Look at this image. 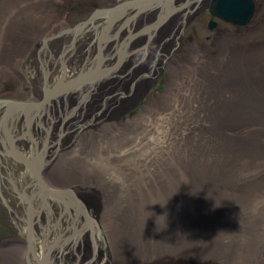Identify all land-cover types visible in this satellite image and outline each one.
<instances>
[{"label": "bare ground", "instance_id": "1", "mask_svg": "<svg viewBox=\"0 0 264 264\" xmlns=\"http://www.w3.org/2000/svg\"><path fill=\"white\" fill-rule=\"evenodd\" d=\"M131 1L116 0L108 7ZM213 2L171 0L167 19L152 28L159 8L126 11L110 26L117 37L103 45V66L127 35L141 33L127 44L117 70L91 88L73 125L57 131L60 117L76 106L82 90L50 100L30 128L37 142L49 132L51 145L44 155L45 162L53 161L41 174L48 190H71L92 220L91 229L74 243L60 244L54 264H264V42L239 47L230 34L214 44L213 54L184 42L188 16ZM59 4L0 0V76L26 65L28 104L42 100L43 90L61 78L67 82L93 65V39L103 20L87 24L73 39V33H62L71 27L58 17ZM258 8L253 25H236L247 26L242 33L264 31V0H258ZM162 71L167 73L164 91L132 117L124 116L142 102ZM1 109L2 104L0 114ZM80 123L88 135L76 129ZM21 125L20 119L12 123L18 133ZM65 136L70 145L51 151ZM18 150L30 157L32 145L25 140ZM18 169L32 208L42 200L31 198L30 176ZM85 190L93 194H82ZM14 203L16 218L24 222ZM46 203L36 211L38 224L46 232L56 225L52 237L62 235L67 213L59 218L61 206L52 199ZM14 223L24 235L25 223Z\"/></svg>", "mask_w": 264, "mask_h": 264}, {"label": "water", "instance_id": "2", "mask_svg": "<svg viewBox=\"0 0 264 264\" xmlns=\"http://www.w3.org/2000/svg\"><path fill=\"white\" fill-rule=\"evenodd\" d=\"M170 1L171 0H133L131 3L127 2L122 5H115L113 7H105V8H99L94 10L87 20L84 22H80L76 24L74 27H72L68 31L62 32L63 34L66 33H73V39L78 35L81 29L85 27L87 24H90L96 19H102L101 28L99 32L95 34V37L93 39V43L95 45L96 54L92 60L93 65L90 66V68L80 73L76 78L70 79L67 82L64 81L63 78L60 79V81L56 84H54L51 88L44 89V93L42 96V100L36 103L28 104L25 103V101H17V100H2L0 101V104H2V107L4 108L3 111V117L6 118L8 116V120L13 123V121L18 119H23L24 123L26 125V132L25 136L29 138L30 143L32 145V151L31 156L26 157L22 155L19 151H15L13 142L11 144L12 148L10 151H8V156L11 157V159L18 165L21 166V168L25 169V171L29 174L31 178L32 188H38V191L33 194L31 197H38L42 200V205L40 207V213L42 210H44L45 206L47 205V201L52 199L57 202L58 205L62 206L64 208V211L70 215V211L72 210L74 212V218L70 217V219L74 222H77L80 220V217L83 218L85 222V227L81 229V231H76L75 236L80 235L86 229L92 227V220L84 213L82 205H80L79 201L76 199L75 195L71 190H65L60 192L55 191H49L44 182L42 181V172L46 170L47 166L50 164L51 161L45 162V150L48 149V134L47 131V138L44 141L43 146L39 150L37 142L33 139L30 132V124L31 121L38 120L40 121L41 115L40 113L43 111V109L48 105L47 103L50 100L54 99H62V97H65L68 95V93L74 92V91H81L79 100L76 101V106L72 107L71 111L66 114V116L63 118L61 125L59 127V132L62 130L63 124L65 121L70 118L72 115H74L78 108L85 103L86 98L88 96L89 91L91 88L97 84L98 82L104 81L106 78L111 76L119 67L120 63L123 61V59L127 56L126 53V46L127 44L134 39L135 35H127L123 41H121L118 45V47L115 49L113 57H116V60L113 65L110 67L103 66L104 57L102 54L103 45L112 41L117 37V32L110 33V26L116 22L119 18H121L122 14H125L126 11L134 9V7L138 8L137 13H141L147 10H150L152 8H159L160 12L158 14V17L156 18L155 22L150 25L149 28L154 27L155 25H159L162 23V19L166 20L169 16V7H170ZM242 1L247 2V5L243 4ZM214 0L213 4L210 7L211 15L213 17H217L219 19L224 20L225 22L232 23L235 25H241L245 24L249 19L251 18V15L253 13V2L251 0ZM250 7V8H249ZM134 13L133 17L137 14ZM128 19L125 21L127 22ZM214 23H211L209 25L210 28L214 27ZM124 25H122L123 27ZM68 51V50H67ZM66 51V52H67ZM67 112V111H65ZM4 121H6L4 119ZM6 124V122H5ZM40 130H44V127L42 125H38ZM24 130V129H23ZM45 131V130H44ZM46 132V131H45ZM61 135H59L60 138ZM22 136L21 138H23ZM28 207H27V220L26 224L28 227V231L31 233L32 228L34 225L32 214V208L30 207V203L25 198ZM91 229V228H90ZM56 246H53L55 248ZM29 252H30V242L28 244ZM50 250H48V253H42L40 257L33 256L34 260L27 255L26 256V262L27 264H51V258H50Z\"/></svg>", "mask_w": 264, "mask_h": 264}, {"label": "rangeland", "instance_id": "3", "mask_svg": "<svg viewBox=\"0 0 264 264\" xmlns=\"http://www.w3.org/2000/svg\"><path fill=\"white\" fill-rule=\"evenodd\" d=\"M115 1L116 0H58V1L56 0V2L60 3L58 11H57L58 17L62 19L64 18L65 23L69 27L72 28L76 24L87 20L89 15L94 10L111 6L113 5V3H115ZM254 1H253L254 5H256V7H255L254 14L252 15V18H250L248 21L249 23L248 26L253 25L254 24L253 22H256L255 19L259 15L258 0H254ZM209 10H210V7L200 6L199 8L196 9L194 13H191L188 16L187 20L185 21L186 23H185L184 30L182 33V40L184 42H187V43L193 42L201 48V51L207 50V52L210 50L212 51V47H214V44L216 45L217 41L218 42L224 41L225 37H227L230 34L235 35L234 39L236 40H233V41L236 42L237 44L234 43V45L236 46L238 45L239 47L247 48L249 46L253 48L252 42L256 39H261L262 43L264 42V31L257 30L252 33H247L244 31V33H242L244 28H247V26L239 27V26L233 25L232 23L224 22L222 20L214 18L210 14ZM155 19L156 18H154V20ZM211 23L215 24L213 28L209 27ZM233 30L237 31V33L234 32ZM58 31L60 30H56L54 33ZM70 35H72V32H70L68 36ZM250 43H252L251 46H250ZM70 45H71V39L69 40L67 45L64 47V50L66 48V51H67L70 48ZM144 45L145 44H143V46ZM216 48L217 46L214 49L216 50ZM114 51L112 55L114 54ZM178 53L182 56V58L184 57L183 56L184 54L182 53V51L180 52V50H178ZM213 53H214V50L212 51L211 54ZM112 59H113L112 62L107 67H110L111 65L114 64L116 57H113ZM25 68H26V65H23L22 68L17 69L15 73L9 72L5 78L3 76H0V98L1 99H12V100H17V101H23V100L25 101L28 97H30L31 95L30 88L28 84L26 83L27 81L24 77ZM166 80H167V73L165 71H162L160 74L158 73L157 78L155 79L154 83L151 85V87L147 90L146 94L144 95V99L142 100V102H139V104L135 106L131 105L129 108V111L126 114H124V116L132 117L134 114H136L139 111L143 103L144 104L149 103L153 98L157 96L158 92L159 93L163 92ZM66 111L67 112H65V114H63L59 119L57 131H59V127L61 125L63 118L66 116V114H68L71 111V108ZM74 117H75V114L72 115L70 118H68L63 124L62 128L66 129L69 126L73 125L72 122H75L73 120ZM21 123H23L22 120H21ZM81 124L82 123H80V126L78 125L76 129L80 128L83 130L84 126L82 127ZM82 130H80L81 134L82 132L83 133L85 132V134L87 133L88 135V129L83 130V131ZM67 136H65V138L61 141L60 144L58 140L55 141L52 145L51 151L53 150L54 152L60 148L66 149L70 145V141H69V138H67ZM43 142L44 141L39 140L40 147L43 145ZM87 193L93 194L90 190L82 191V194L84 195H87ZM8 253H9L8 257L6 256V258H3L2 256H0V264H14V262L15 263L17 262L15 260H10L11 252H8Z\"/></svg>", "mask_w": 264, "mask_h": 264}, {"label": "flooded vegetation", "instance_id": "4", "mask_svg": "<svg viewBox=\"0 0 264 264\" xmlns=\"http://www.w3.org/2000/svg\"><path fill=\"white\" fill-rule=\"evenodd\" d=\"M118 45H116L115 48H117ZM4 100H8V99H4ZM3 111H4V108L2 107L1 114H0V256H2L3 258H6V256L8 257V252L10 251L15 252V255H14L15 259L13 260L17 262L16 263L14 262V264H27L26 262L27 255L31 259L33 258L32 259L33 261L34 260L33 256L36 255L40 257L42 253L47 254L48 250L51 248L50 250L51 264H54L53 263L54 259H56L59 256L60 251H61V249H59L60 244L62 243V246H65L71 242L74 243L75 238H76L75 232L81 231V229L85 227V222L82 217H80V220L77 222L72 221L70 219V217L74 218V212L72 211V213L70 214L71 216L66 214L68 216L66 219L67 225L62 235H59L60 233H58L56 234L57 236L55 235L56 237H52V234H55L56 232L55 231L56 225L50 228V232L48 231L46 232L47 228H43L40 224H38L39 215H37L36 211L39 212L41 210L40 207L42 205V202H40L39 204H36L35 202L32 205V208H33L32 214L34 215L33 217L34 221L35 222L37 221V223L36 225L34 224L31 233L28 231V227L26 224V220L28 217L27 216L28 205L25 199H23L27 197L28 194H26L23 191L19 183L21 172L18 168H21V166L16 164L11 159V157L8 156V151H10L12 148L11 146L12 142H13L15 151H19L18 150L19 144L25 140H28L30 143V140L28 137L25 136L26 125L24 123V120L20 119L23 121L22 126L24 125L23 127L24 130L23 129L19 130V133H18V131H16L13 128L11 121L8 120V116L6 118L3 117ZM4 119L6 121H4ZM34 122H35V119L31 121L30 128L32 127ZM22 136L24 137L21 138ZM37 144H38L39 149H41L43 145L40 147L39 142H37ZM47 144L48 146H50L51 142L48 140ZM27 187L29 188L30 194L32 195L38 191L37 187L34 189L32 188L33 186L31 183V179H29V184L27 185ZM35 199H38V197H35ZM15 201L18 202L19 205L17 204V206L20 208L19 210L24 215L23 216L24 222L23 221L20 222L21 219L16 218L17 217L15 215L16 205L14 203ZM47 209H48L47 215L44 216L45 222L46 223L53 222L51 220L53 218V215L50 212L49 206L47 207ZM65 213L66 212L64 211V208L61 206V208H59V212L57 213L58 217L61 218V216ZM15 220L18 223H23V224L25 223V234L24 235H21V233L19 232L18 226L20 225L17 224L18 225L17 226L16 223H14ZM47 225H49V223ZM87 230L88 228L86 229V231ZM38 234H41L40 238L38 237ZM60 237H61V240H60ZM29 242L31 245L30 252L28 251ZM53 246H56V247L53 248ZM38 247L41 249V251H39Z\"/></svg>", "mask_w": 264, "mask_h": 264}]
</instances>
